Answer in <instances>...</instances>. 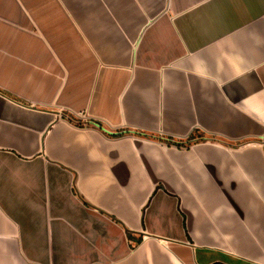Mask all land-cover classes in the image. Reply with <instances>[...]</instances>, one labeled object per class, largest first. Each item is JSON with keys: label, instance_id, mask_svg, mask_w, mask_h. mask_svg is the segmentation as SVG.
I'll return each mask as SVG.
<instances>
[{"label": "crops", "instance_id": "0c3cea01", "mask_svg": "<svg viewBox=\"0 0 264 264\" xmlns=\"http://www.w3.org/2000/svg\"><path fill=\"white\" fill-rule=\"evenodd\" d=\"M0 264H264V0H0Z\"/></svg>", "mask_w": 264, "mask_h": 264}]
</instances>
